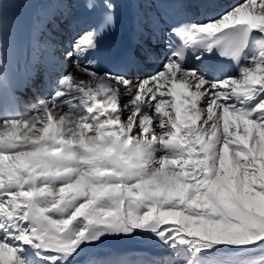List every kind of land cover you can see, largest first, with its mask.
I'll list each match as a JSON object with an SVG mask.
<instances>
[{
    "label": "snow or ice",
    "instance_id": "6c2138e0",
    "mask_svg": "<svg viewBox=\"0 0 264 264\" xmlns=\"http://www.w3.org/2000/svg\"><path fill=\"white\" fill-rule=\"evenodd\" d=\"M0 264H264V0H0Z\"/></svg>",
    "mask_w": 264,
    "mask_h": 264
},
{
    "label": "rangeland",
    "instance_id": "374dc122",
    "mask_svg": "<svg viewBox=\"0 0 264 264\" xmlns=\"http://www.w3.org/2000/svg\"><path fill=\"white\" fill-rule=\"evenodd\" d=\"M117 248L120 249H131L130 251H124V253H135V252H144V253H155L158 255L164 254L161 249H157L154 247H151L147 244H145L143 241H134V242H128L124 244H118L114 247L113 251Z\"/></svg>",
    "mask_w": 264,
    "mask_h": 264
},
{
    "label": "bare ground",
    "instance_id": "6f19581e",
    "mask_svg": "<svg viewBox=\"0 0 264 264\" xmlns=\"http://www.w3.org/2000/svg\"><path fill=\"white\" fill-rule=\"evenodd\" d=\"M119 249H120V248H117V249L114 250L115 254H116L117 256L124 255V254H125L124 251H126V249H123V250H122V249L119 250ZM135 258H136V257H134V256L132 257V259H135Z\"/></svg>",
    "mask_w": 264,
    "mask_h": 264
}]
</instances>
